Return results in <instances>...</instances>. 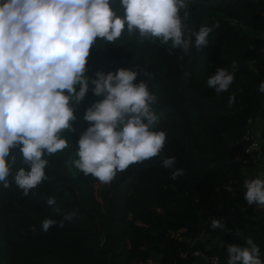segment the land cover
Wrapping results in <instances>:
<instances>
[{
    "label": "trees",
    "instance_id": "1",
    "mask_svg": "<svg viewBox=\"0 0 264 264\" xmlns=\"http://www.w3.org/2000/svg\"><path fill=\"white\" fill-rule=\"evenodd\" d=\"M187 2V18L180 13L185 37L189 29L220 25L207 45L194 48L193 37L184 52L171 41L129 34L125 26L115 42L98 39L87 59L85 74L92 79L97 71L124 68L138 72L134 83H147L159 118L153 130L166 134L160 154L131 164L109 183L73 171L71 153L89 127L85 121L65 149L45 152L46 178L25 195L13 177L29 166L13 148L9 187L0 184V264H227V246L245 247L249 238L264 264V205L244 199L247 177L232 159L249 119L264 114L258 91L264 82V0ZM110 7L123 15L119 0ZM233 62V82L217 94L207 79L218 67L231 72ZM261 148L264 161V143ZM166 157H175L171 169L162 166ZM175 169L183 174L172 179ZM46 218L55 223L44 231ZM212 219L224 230L213 229ZM211 254L214 263L207 259Z\"/></svg>",
    "mask_w": 264,
    "mask_h": 264
},
{
    "label": "clouds",
    "instance_id": "2",
    "mask_svg": "<svg viewBox=\"0 0 264 264\" xmlns=\"http://www.w3.org/2000/svg\"><path fill=\"white\" fill-rule=\"evenodd\" d=\"M114 0H0V184L9 187L11 149L22 155L21 167L13 179L27 195L45 178L49 155L62 151L68 141L62 132L71 130L76 119L70 104L80 102L91 84V91L102 96L91 104L83 119L89 127L77 145L74 166L101 183H109L117 172L131 164L160 154L166 141L163 131H154L159 122L152 109L156 97L147 83L137 80L138 72L119 68L107 74L97 71L92 79L85 75L87 59L96 41L115 42L126 29L140 38H158L171 47L187 52L192 45H207L208 36L219 23L189 29L187 37L181 11L187 18V0H119L123 15L110 3ZM218 67L207 79L217 94L229 89L237 70ZM78 87V91H77ZM258 91L264 93V82ZM235 97H229V106ZM175 157H166L162 166L171 169ZM175 169L171 178L182 175ZM244 199L249 205H264V179L244 181ZM47 203L53 205L54 198ZM54 220L42 221L47 231ZM213 229L223 224L211 220ZM245 247L227 246V264H262L260 248L250 238Z\"/></svg>",
    "mask_w": 264,
    "mask_h": 264
},
{
    "label": "rangeland",
    "instance_id": "3",
    "mask_svg": "<svg viewBox=\"0 0 264 264\" xmlns=\"http://www.w3.org/2000/svg\"><path fill=\"white\" fill-rule=\"evenodd\" d=\"M262 35H264V33H262ZM86 75V74H85ZM91 87L92 85H89V91L87 92V94L85 95V97L78 103H73L70 104V106L73 108L74 110V115L76 117V119L74 121H71V130H65L62 132V137L65 138L68 142L72 139L73 136L77 135L83 125V123L85 122V120L83 119L84 116V112L83 109H87L91 104H93L94 102H98L101 99H103L102 96H96L92 93L91 91ZM78 87H77V91H78ZM247 130L253 135L255 136L260 145L262 146L264 143V114L263 115H257L254 118H251L250 121L248 122V126H247ZM11 154L16 153V150L11 149ZM77 151H78V146L76 148V150H74L71 153V158L70 161L73 164V161L78 159L77 156ZM242 172L247 176V177H263L264 176V171H261V169H258L256 167H240ZM72 170L73 171H77L78 169L74 166H72ZM100 182V181H99ZM206 237V235H204V238ZM196 252V251H194Z\"/></svg>",
    "mask_w": 264,
    "mask_h": 264
},
{
    "label": "built area",
    "instance_id": "4",
    "mask_svg": "<svg viewBox=\"0 0 264 264\" xmlns=\"http://www.w3.org/2000/svg\"><path fill=\"white\" fill-rule=\"evenodd\" d=\"M241 139L242 142L240 147L232 154L233 162L242 168L245 166L256 167L258 169L262 168L261 171H264L263 151L258 139L253 136L247 128L242 134ZM244 176L246 175L244 174ZM255 178L257 177H247V180ZM257 206L261 207V205L258 204ZM207 259L211 263H214L217 260V257L214 254H211L207 256Z\"/></svg>",
    "mask_w": 264,
    "mask_h": 264
}]
</instances>
